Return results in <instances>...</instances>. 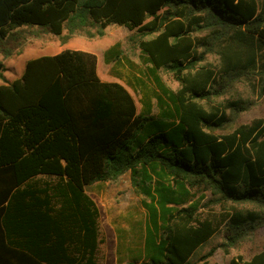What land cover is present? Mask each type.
Segmentation results:
<instances>
[{"label":"trees","instance_id":"trees-1","mask_svg":"<svg viewBox=\"0 0 264 264\" xmlns=\"http://www.w3.org/2000/svg\"><path fill=\"white\" fill-rule=\"evenodd\" d=\"M110 24L137 31L160 89L140 112L127 86L101 79L94 53L29 59L11 82L0 61V264H99L100 212L85 187L127 171L150 199L146 246L158 254L129 264H219L212 250L192 257L220 225L228 251L264 224V118L233 127L254 102L210 103L245 79L264 94V0H0V53L11 56L26 32L66 40ZM119 57L116 46L104 53ZM199 188L254 208L202 217L187 204ZM229 264H264V249Z\"/></svg>","mask_w":264,"mask_h":264},{"label":"rangeland","instance_id":"rangeland-1","mask_svg":"<svg viewBox=\"0 0 264 264\" xmlns=\"http://www.w3.org/2000/svg\"><path fill=\"white\" fill-rule=\"evenodd\" d=\"M29 30V29H27ZM95 29H93L94 31ZM102 36H88L85 32H78L68 39L63 36L54 34H42L39 36L31 35L26 32L22 36V43L19 49L11 56H5L0 53V61L5 66L4 74L7 81L18 77L20 72L23 73L26 62L41 55L60 52L67 48H82L96 52L99 58L97 62V71L103 80H114L124 83L135 97L138 112L143 108L142 100L152 99L155 104L154 92H160L155 75L150 69V65L143 61L141 51L137 43V38L131 39L136 34V30H129L124 26L110 24L105 29ZM96 31V30H95ZM65 34V33H64ZM152 35L147 36V38ZM116 46L120 51V57L114 58L111 62H106L104 53ZM218 57L214 53L207 56V62L217 66ZM20 69V70H19ZM157 74L161 80L170 88L178 89L179 82L175 80L173 74L167 70L160 69ZM0 82L5 80L0 78ZM226 98H241L243 101H253L254 104L247 110L242 111L233 121V127L249 123L255 118H264V94L259 95L257 90L247 82V79L237 82L231 89L230 93L210 102L217 104ZM156 106L153 113H157ZM230 114V110H227ZM231 130V129H228ZM88 192L94 197L95 202L100 210V223L103 221V214L110 208L121 207L124 216H133L136 224L144 218V200L150 201L142 193L138 192L132 184L131 172L128 171L115 180L97 181L87 186ZM192 200L199 204L198 212L202 217H211L216 222L221 220L224 214L233 212V208L253 209L252 204H234L231 201L216 202L210 191L201 188L192 190ZM224 224L218 227L217 232L204 243L193 256L192 260H197L200 256L209 254L208 259L219 264H229L231 258L241 255L244 259H250L255 253L264 249V224L258 227L247 239L240 242L236 247H231L226 251L222 247L225 241ZM104 235V234H103ZM103 235L101 237L103 238ZM102 242V241H101ZM99 264H104L103 242L100 246Z\"/></svg>","mask_w":264,"mask_h":264},{"label":"crops","instance_id":"crops-1","mask_svg":"<svg viewBox=\"0 0 264 264\" xmlns=\"http://www.w3.org/2000/svg\"><path fill=\"white\" fill-rule=\"evenodd\" d=\"M71 49H80V50L88 51V52L94 53L95 55H98L96 52L90 51L89 49H82V48H71ZM57 53L59 52L51 53L48 55H55ZM41 56H44V55H41ZM97 60L99 61V58H97ZM22 74L23 73L20 72V74L16 78L21 77ZM11 81H7V82H11ZM105 81H109V80H105ZM2 83H6V81L0 82V84ZM45 179L47 178L40 177L41 186L43 184V180ZM101 181H106V180H101ZM87 186L85 187L86 193L90 195L92 199L95 201L94 197L88 192ZM21 188H24V185H21ZM192 195L193 193L191 192V194L189 195L190 201L187 204H190L192 202ZM122 209L123 208L121 207L110 208L108 212L103 214L102 223H100V217H99L101 235L104 234L103 238L101 237V241L103 242L104 264H129V263L141 262L144 260H150L153 257H158V254L154 250H151V248L147 250V246H146L147 235H148L147 229L148 227H151L152 229V224L150 223V220H149L150 218H149L148 211L144 209V218L141 219L140 222H138V224H136L133 218L135 214L133 213L131 217L124 216L126 213H122L123 212ZM102 242H100V245H99V252H100V246ZM156 243H157V239H156ZM98 262H99V257H98ZM210 262L215 263L212 261Z\"/></svg>","mask_w":264,"mask_h":264}]
</instances>
